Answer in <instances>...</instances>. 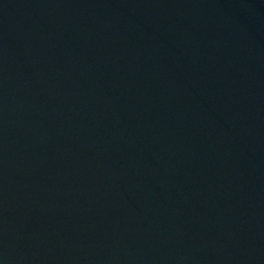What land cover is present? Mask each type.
<instances>
[{
	"label": "water",
	"instance_id": "water-1",
	"mask_svg": "<svg viewBox=\"0 0 264 264\" xmlns=\"http://www.w3.org/2000/svg\"><path fill=\"white\" fill-rule=\"evenodd\" d=\"M0 264H264V0H0Z\"/></svg>",
	"mask_w": 264,
	"mask_h": 264
}]
</instances>
